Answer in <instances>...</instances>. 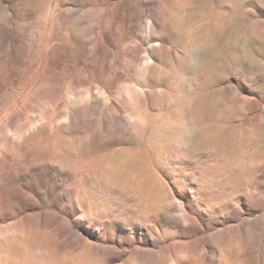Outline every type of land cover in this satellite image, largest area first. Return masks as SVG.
Instances as JSON below:
<instances>
[{
	"label": "rangeland",
	"instance_id": "obj_1",
	"mask_svg": "<svg viewBox=\"0 0 264 264\" xmlns=\"http://www.w3.org/2000/svg\"><path fill=\"white\" fill-rule=\"evenodd\" d=\"M165 1L0 0V264H264V0Z\"/></svg>",
	"mask_w": 264,
	"mask_h": 264
},
{
	"label": "bare ground",
	"instance_id": "obj_2",
	"mask_svg": "<svg viewBox=\"0 0 264 264\" xmlns=\"http://www.w3.org/2000/svg\"><path fill=\"white\" fill-rule=\"evenodd\" d=\"M225 4L232 6L235 5L236 3H238L240 0H223ZM172 3H175V5L177 6H187L188 4H190L189 0H167L165 1L164 4H161V12L164 14L165 17H169L170 15V6ZM210 0H197V4L199 6H209L210 5ZM219 20V25L217 26V28L213 31V33H207L204 34L199 40L198 42L190 49H187V52L194 51V50H200L201 48H203L204 46H209L211 44H213V42L215 41L216 37L221 34L222 30H223V21ZM171 27L173 29H178L179 28V23L178 22H173L171 23ZM190 55V54H189ZM187 109H194L196 111H198V107H196L193 102H188L187 103Z\"/></svg>",
	"mask_w": 264,
	"mask_h": 264
},
{
	"label": "snow or ice",
	"instance_id": "obj_3",
	"mask_svg": "<svg viewBox=\"0 0 264 264\" xmlns=\"http://www.w3.org/2000/svg\"><path fill=\"white\" fill-rule=\"evenodd\" d=\"M260 83H261V88H260V90H261L262 93H264V82H260Z\"/></svg>",
	"mask_w": 264,
	"mask_h": 264
}]
</instances>
